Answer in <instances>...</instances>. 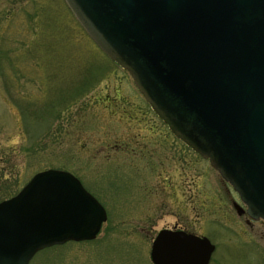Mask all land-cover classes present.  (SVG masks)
<instances>
[{
    "label": "rangeland",
    "instance_id": "rangeland-1",
    "mask_svg": "<svg viewBox=\"0 0 264 264\" xmlns=\"http://www.w3.org/2000/svg\"><path fill=\"white\" fill-rule=\"evenodd\" d=\"M48 168L76 174L108 218L96 238L29 264H153L162 228L208 237L210 264H264V219L237 213L231 185L149 109L64 0H0V201Z\"/></svg>",
    "mask_w": 264,
    "mask_h": 264
},
{
    "label": "water",
    "instance_id": "water-1",
    "mask_svg": "<svg viewBox=\"0 0 264 264\" xmlns=\"http://www.w3.org/2000/svg\"><path fill=\"white\" fill-rule=\"evenodd\" d=\"M127 69L173 133L207 158L264 219V0H65ZM102 204L72 173H36L0 202V264H29L45 247L94 239ZM215 245L160 230L154 264H209Z\"/></svg>",
    "mask_w": 264,
    "mask_h": 264
}]
</instances>
